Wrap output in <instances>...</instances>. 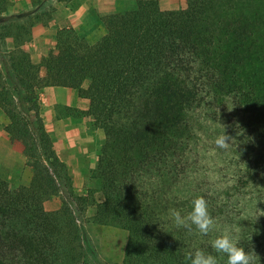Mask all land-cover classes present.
<instances>
[{
	"label": "trees",
	"instance_id": "obj_1",
	"mask_svg": "<svg viewBox=\"0 0 264 264\" xmlns=\"http://www.w3.org/2000/svg\"><path fill=\"white\" fill-rule=\"evenodd\" d=\"M48 1L73 0H29L34 9L17 13L0 0V112L32 172L14 189L0 179V264H86L68 203L44 207L60 180L71 187L41 116L49 86L87 99L75 116L105 133L89 178L95 221L127 233L120 264H186L196 249L227 264L211 247L225 231L264 264V0H186L171 10L135 0L104 17L92 43L57 28L54 47L34 62L24 45L51 19ZM223 132L230 145L219 148ZM197 197L216 219L207 236L168 218L172 208L186 215Z\"/></svg>",
	"mask_w": 264,
	"mask_h": 264
},
{
	"label": "rangeland",
	"instance_id": "obj_2",
	"mask_svg": "<svg viewBox=\"0 0 264 264\" xmlns=\"http://www.w3.org/2000/svg\"><path fill=\"white\" fill-rule=\"evenodd\" d=\"M182 1L178 4V8L175 9L186 7V0ZM82 2L83 0H73L71 3L64 4L48 1L44 8H54L51 19L48 21V23L51 21V29H53L51 32L55 31L59 26L71 25L73 23L70 22L72 20V14ZM97 2L99 0H91L86 5H95ZM115 4L118 5V8L124 6V9H129L135 6V1L124 0L121 2L118 1ZM31 9L34 8L30 6L28 0V4L25 7H19L18 12H28ZM86 9L89 11L88 8ZM106 16L108 15L101 16V20L98 22H93L90 18L91 16H85L79 25V30H75L78 34L85 36L88 42L92 43L104 33L103 19ZM48 23L46 24L47 26ZM37 25L45 27L41 22L37 23ZM44 29L42 36L45 34L50 39L51 33L49 28ZM82 31L84 32L83 34L81 33ZM73 110L74 108L65 107L61 109L63 113L60 112L63 114V118L72 117V119L80 120L76 122V126L56 128L60 130L56 137L52 132H48L57 145V156L66 166L71 187L68 188V185L63 180H60V192L56 196L48 199L44 203V207L47 210H56L62 202L68 203L84 232L86 264H120L123 259L127 233L119 226L100 224L95 221L93 199L97 200L98 194L94 192L95 183L89 178L91 169L97 163L100 148L105 139V133L102 129L95 128L92 125V121L82 122V117L75 116L76 113ZM78 110L80 111V109ZM74 128L79 129L81 133L98 131L94 137L92 135L93 140L83 144L79 139L75 138L78 133L75 134V132H72ZM31 175V169L25 163L18 162L16 151L13 150L12 154H8L4 147L0 150V179L6 181L11 189L21 185H27L31 179ZM79 197L83 201H78L77 198Z\"/></svg>",
	"mask_w": 264,
	"mask_h": 264
},
{
	"label": "crops",
	"instance_id": "obj_3",
	"mask_svg": "<svg viewBox=\"0 0 264 264\" xmlns=\"http://www.w3.org/2000/svg\"><path fill=\"white\" fill-rule=\"evenodd\" d=\"M10 1H11V6H10L11 13H17L19 11L18 10L19 7H25L28 4V0H10ZM118 1L121 2L124 0H99V2H97L95 5L92 4L91 6L86 5L87 3L91 2V0H83V2L80 5H78V7L75 9V11L72 14L73 16L70 22L71 23L73 22L72 23L73 25L67 23L69 25L59 26V28L72 27L74 29L79 30V25L81 24L85 16H91L90 18L93 20V22H98L101 20L100 19L101 16L121 13L124 11H130L135 9L136 7V3H135V6L130 7L129 9H124V6L118 8L117 7L118 5L115 4ZM181 2L183 1L160 0L159 7L162 10L175 9L178 8V4ZM86 8H88L89 11ZM44 28H49L51 33L50 39H48L45 34H43L42 36V33L45 30ZM51 30H53L51 29V21L48 23V26L45 25V27L37 24H35L32 27V40L26 43L24 47L26 50L30 51L31 58L34 62H39L41 57L54 47L53 34L55 31L51 32ZM81 33L83 34L84 32L82 31ZM39 102L41 106V116L44 121L45 129L47 132L49 131L52 132L55 137L60 132V130L56 128H61V127L66 128V126H76V122L80 121L75 118L72 119V117L63 118V114H61L62 108L65 107L74 108L75 110L80 109L81 111H83L86 110L88 107V100L79 97L76 90L72 88L60 87V86H50L43 88L39 93ZM81 120L82 122L83 121L91 122L90 117L87 116H83ZM7 122L8 120L5 117V115L0 112V150L4 147L5 151L8 152V154H12L13 150L16 151L18 162L25 163L26 159L23 154L22 144L18 141H11L4 129ZM97 131L98 130L93 131L94 132L93 134L92 131L81 133L79 129L76 128L72 129V132H75V134L78 133V135L76 134L75 138L79 139L83 144L90 140H93L92 135L94 137V135L97 134ZM53 146L57 154L58 153L57 145L55 144L54 140H53Z\"/></svg>",
	"mask_w": 264,
	"mask_h": 264
},
{
	"label": "clouds",
	"instance_id": "obj_4",
	"mask_svg": "<svg viewBox=\"0 0 264 264\" xmlns=\"http://www.w3.org/2000/svg\"><path fill=\"white\" fill-rule=\"evenodd\" d=\"M231 138L223 132L215 140L219 148H226ZM168 218L176 228H183L189 234L195 230L202 236H207L215 230L216 219L210 214L208 202L203 197H197L192 201L191 210L182 215L181 211L175 208L168 210ZM216 253L227 257V264H254V252H248L239 246V240L230 232L225 231L216 236L211 243ZM186 264H219L215 255L202 249H196L185 255Z\"/></svg>",
	"mask_w": 264,
	"mask_h": 264
}]
</instances>
